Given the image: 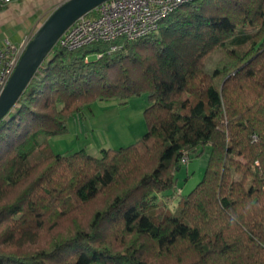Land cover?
Listing matches in <instances>:
<instances>
[{"label": "trees", "instance_id": "1", "mask_svg": "<svg viewBox=\"0 0 264 264\" xmlns=\"http://www.w3.org/2000/svg\"><path fill=\"white\" fill-rule=\"evenodd\" d=\"M117 44L55 48L0 122V264H264V0H194ZM142 94L135 143L49 150L85 105Z\"/></svg>", "mask_w": 264, "mask_h": 264}, {"label": "rangeland", "instance_id": "2", "mask_svg": "<svg viewBox=\"0 0 264 264\" xmlns=\"http://www.w3.org/2000/svg\"><path fill=\"white\" fill-rule=\"evenodd\" d=\"M7 7L8 5L0 7V11ZM46 7L34 8L31 6L26 8L29 11L22 14L23 21L19 19L21 16L17 15H13L14 17L11 18L13 21L2 19L0 16V42L5 40L16 41L24 28L25 32L29 33V36L26 37L31 38L36 29L49 16V14L43 15ZM35 22L39 24L33 25ZM36 26L38 27L36 28ZM149 105L146 94L131 97L125 103L118 99L91 102L85 105L78 114L68 118L66 122L67 132L64 135L50 137L46 139V143L49 150L54 154L67 156L84 150L89 155L99 158L103 149L126 147L142 137L146 132L143 112ZM39 159V155H32L28 158V164ZM207 160L208 149L206 148L199 156H190L188 163L180 167L175 175L178 189L174 192V198L179 197V194H182V197L187 196L202 180ZM181 198L176 201L173 198L170 201L161 198L158 202L160 204L166 203L172 211Z\"/></svg>", "mask_w": 264, "mask_h": 264}, {"label": "built area", "instance_id": "3", "mask_svg": "<svg viewBox=\"0 0 264 264\" xmlns=\"http://www.w3.org/2000/svg\"><path fill=\"white\" fill-rule=\"evenodd\" d=\"M19 0H0L5 7ZM194 0H108L77 19L58 39L55 48L75 51L93 44H108V53L119 48L120 40L132 42L155 31L168 14ZM30 38L15 45L5 40L0 45V94L12 76ZM97 53L95 57L101 58ZM189 156L184 154L182 164Z\"/></svg>", "mask_w": 264, "mask_h": 264}, {"label": "water", "instance_id": "4", "mask_svg": "<svg viewBox=\"0 0 264 264\" xmlns=\"http://www.w3.org/2000/svg\"><path fill=\"white\" fill-rule=\"evenodd\" d=\"M106 1L108 0H66L49 14L31 36L12 76L0 94V122L17 105L63 33L77 19Z\"/></svg>", "mask_w": 264, "mask_h": 264}, {"label": "crops", "instance_id": "5", "mask_svg": "<svg viewBox=\"0 0 264 264\" xmlns=\"http://www.w3.org/2000/svg\"><path fill=\"white\" fill-rule=\"evenodd\" d=\"M64 1H66V0H19L17 2H14V3H11L10 5H8V7L6 9L1 10L0 11V16H2V19L8 20V19L13 18L14 17L13 15H17V16H21V18H19V19H21L23 21V15L22 14H25L27 11H29V10H26V8H29L31 6H34V8H36V7L38 8V7L42 6V8H44V7L48 6V7L45 8V10L43 12V15L47 16L48 14H50L52 12L53 9L56 8V6L60 5ZM35 11H37V10L35 9ZM10 21H13V19H11ZM36 22L33 25L39 24V23H36ZM37 27L38 26H36V28ZM25 31L26 30L24 28L22 33H20L18 35V38L16 39V41L11 42V43L17 45L23 39L29 38V37H26V36H29V33H26Z\"/></svg>", "mask_w": 264, "mask_h": 264}]
</instances>
